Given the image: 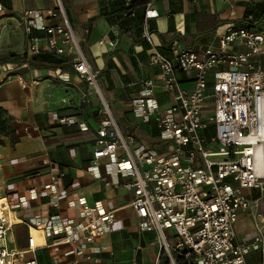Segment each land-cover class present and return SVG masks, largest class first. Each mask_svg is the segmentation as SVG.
Segmentation results:
<instances>
[{
  "label": "built area",
  "instance_id": "obj_1",
  "mask_svg": "<svg viewBox=\"0 0 264 264\" xmlns=\"http://www.w3.org/2000/svg\"><path fill=\"white\" fill-rule=\"evenodd\" d=\"M139 1L123 0L124 17L134 16L131 7ZM154 1L145 3L141 37L151 44L150 63L158 68L159 78L140 76L134 81L139 91L133 112L143 125L154 126L155 145L140 144L135 135L123 132L105 105L95 133L96 164L90 170L102 178L97 163L107 160L108 174L129 179L125 186L132 191L129 207L137 229L154 232L160 247L154 264H256V252L262 254L257 264H264V32L248 23H229L217 47L172 48L169 56L155 42L151 28L150 22L161 16ZM65 6L63 0H55L52 9L23 10L20 20L29 52L70 54L72 68L103 98L98 72ZM244 20L250 22L252 16ZM181 74L191 87L183 86ZM19 81L26 87L22 76ZM160 91L169 94L170 102L159 99ZM55 119L72 121L57 115ZM86 204L70 203L81 210V219L53 218V232L75 245L70 253H84L92 260L93 252L105 247L92 251L90 245L115 232L117 210L100 202ZM240 212L250 214L256 232L252 239L239 238ZM9 229L1 217L0 264H59L28 261L27 251L10 250L4 243Z\"/></svg>",
  "mask_w": 264,
  "mask_h": 264
},
{
  "label": "crops",
  "instance_id": "obj_2",
  "mask_svg": "<svg viewBox=\"0 0 264 264\" xmlns=\"http://www.w3.org/2000/svg\"><path fill=\"white\" fill-rule=\"evenodd\" d=\"M169 1L153 2L161 16L150 22L155 42L169 56H172V48L184 46L182 42L187 36L193 39L190 45H186L188 47L197 50L209 44L217 47L226 25H242L249 15L252 16L250 24L264 32V0H182L193 4L186 9L192 24L197 16L202 23L207 22L203 28L196 22L186 34L175 23L161 20L170 9ZM65 2L69 19L82 41L92 69L104 72L101 79L109 99L112 102L114 98L118 99L112 85H123L128 89L131 97L126 105L127 115L118 114L120 120L126 117L131 121L124 132L135 135L140 144L154 146L156 129L143 125L133 112L139 91L134 81L140 76L159 78L158 68L150 63L151 44L141 37L145 6H138L134 17L118 18L112 8H123V0ZM11 5L12 15L2 5L5 17L17 14L20 20L23 10L52 9L55 0H11ZM104 5L108 6L107 16L101 11ZM122 24L132 27L138 40L142 41L135 43L132 31L121 33ZM66 57L70 58V54ZM1 68L0 107L12 117V130L18 135L17 142L3 137V144H0V203L10 228L4 243L10 250L27 251L26 260L38 263L57 260L59 264H118L113 246L118 240L114 241L113 235H127L130 229L139 235V231L134 212L129 207L132 191L125 186L129 179L108 174L107 160L97 163L102 178L95 177L90 170L96 164L93 161L94 140L101 116V109L90 91L91 85L73 68L42 70L24 63H6ZM19 76L25 80L26 87L19 81ZM181 78L184 87L192 86L184 74ZM84 95H87V102L91 100L90 107H81L85 102ZM157 96L164 103L170 102L169 94L163 91ZM118 103L114 105L116 111L123 106ZM56 115L72 121L69 124L61 122L55 119ZM131 129L135 134L128 132ZM138 131H143L146 136H140ZM60 173L65 175L60 176ZM117 180L119 184H116ZM79 200L88 206L100 202L108 209L117 210L115 232L97 237L90 245L92 251L96 247H105L101 253L93 252L92 260H87L84 253H70L75 245L63 242L64 235L53 232V218L64 222L81 219V210L70 206ZM130 218L134 222L127 221ZM245 225V229L254 231L252 222ZM133 261L135 258L131 264Z\"/></svg>",
  "mask_w": 264,
  "mask_h": 264
},
{
  "label": "rangeland",
  "instance_id": "obj_3",
  "mask_svg": "<svg viewBox=\"0 0 264 264\" xmlns=\"http://www.w3.org/2000/svg\"><path fill=\"white\" fill-rule=\"evenodd\" d=\"M64 5H66L65 0H63ZM161 2H165V0H161ZM193 6L190 2H184L182 0H170L169 1V8L168 12H166L165 16L161 19H167L169 23H175L176 26H179L180 31L183 34L190 32L192 28L190 26L196 24L203 28L206 26V21L201 22L202 19H200L199 16L196 17L195 23L193 24L190 21V15L186 12L187 8H190ZM67 7V5L65 6ZM160 20V21H161ZM204 20V19H203ZM184 43L182 44L184 46L190 45L193 39L189 36L185 37ZM167 42V41H166ZM29 50V44L27 35L25 32L24 27L21 24V20H19V17L17 14L14 16H10L9 18L5 17V9L2 7L0 3V54L7 53L9 51L16 52V53H24L28 52ZM0 66V70H2ZM95 71H97L95 69ZM98 72L99 75V86L102 93L103 98H101L100 95H98L94 88L91 86V93L94 94V98L96 99V105L99 109H102L103 106L107 105L111 111L113 112L116 119L120 122V126L124 132V128L129 125L130 120H128L126 117L123 120L119 119V113L127 115L128 108H126V105H128V100L131 97L128 89L124 88L123 85L116 86L112 85V90L118 95V99L114 98L113 102L104 90V81H102L101 76L102 72ZM112 81V80H111ZM124 81V80H123ZM127 82V81H124ZM87 94V93H86ZM116 96V95H115ZM91 101V100H90ZM86 101L81 104V107H87L91 106V102ZM120 103L121 108H119L117 111L114 109V105H117V103ZM118 103V105H119ZM100 115V114H99ZM101 119V116H99ZM98 118V119H99ZM140 136H146L143 131H138ZM152 135H155L154 132ZM261 212L264 215V200L261 204ZM129 222H134L132 218L128 219ZM246 223H251L250 214L248 212H240L239 213V219L236 223V229L239 234V238L247 237L248 239H252L255 237L256 232L251 231L250 229H245L244 226H246ZM139 235L130 229V231H127V236H123L116 241V243L121 244V248L115 251V258L118 264H131V261L133 258L137 261L138 264H154L156 257L159 253L160 247L156 240V237L154 235V232L148 231L144 233L138 232ZM141 245L140 250H136V245ZM136 251V252H135ZM140 255V259H139ZM253 260L254 262L260 263L262 261V254L260 252L254 253Z\"/></svg>",
  "mask_w": 264,
  "mask_h": 264
},
{
  "label": "trees",
  "instance_id": "obj_4",
  "mask_svg": "<svg viewBox=\"0 0 264 264\" xmlns=\"http://www.w3.org/2000/svg\"><path fill=\"white\" fill-rule=\"evenodd\" d=\"M147 2V0H142L139 2H135L132 7L131 10H133L134 12V16H136V8H138V6H145V3ZM0 3L3 5L4 8H6L10 15L13 14L12 11V5H11V0H0ZM124 4V3H123ZM107 8L108 6H103L101 7V11H104L105 15L107 16ZM113 11L112 13H115V15L118 18L124 17L125 12H127V9L125 6H123V8H118L115 9V7L112 8ZM134 16H129V17H134ZM124 18H128V17H124ZM144 21V17L142 20V24ZM250 24V22H245V20L242 22V24ZM142 30V28H141ZM127 31H132L133 37L136 40L135 43H139L141 42L140 40H138V35L136 32H134V29L132 27H127L124 26V24H122V28H121V33H125ZM6 63H24L29 65L31 68L33 69H60V70H68L72 68V62L70 60V58H67L66 56L63 55H57L54 54L50 51H41L40 53H30L29 51L26 53H16V52H12L9 51L7 53H2L0 54V66L6 64ZM12 117H10L7 112L0 107V144H3V137H9L13 142H17L18 141V135L16 134V132L14 130H12L11 127V122ZM128 132L135 134V130H129ZM122 236H127L126 233H115L113 235V239L114 241H116L117 239H119ZM114 249L118 250L121 247V244L114 242ZM139 259H140V255H139Z\"/></svg>",
  "mask_w": 264,
  "mask_h": 264
},
{
  "label": "bare ground",
  "instance_id": "obj_5",
  "mask_svg": "<svg viewBox=\"0 0 264 264\" xmlns=\"http://www.w3.org/2000/svg\"><path fill=\"white\" fill-rule=\"evenodd\" d=\"M7 214L4 213L2 207H1V203H0V216L3 217V218H7L6 216ZM41 232L44 234V231L42 229H40Z\"/></svg>",
  "mask_w": 264,
  "mask_h": 264
},
{
  "label": "water",
  "instance_id": "obj_6",
  "mask_svg": "<svg viewBox=\"0 0 264 264\" xmlns=\"http://www.w3.org/2000/svg\"><path fill=\"white\" fill-rule=\"evenodd\" d=\"M1 218V217H0Z\"/></svg>",
  "mask_w": 264,
  "mask_h": 264
}]
</instances>
